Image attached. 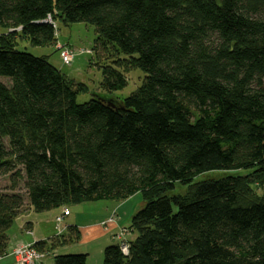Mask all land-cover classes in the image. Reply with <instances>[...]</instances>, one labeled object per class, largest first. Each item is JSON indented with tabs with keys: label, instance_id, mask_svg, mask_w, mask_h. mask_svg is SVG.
I'll return each instance as SVG.
<instances>
[{
	"label": "trees",
	"instance_id": "16d2710c",
	"mask_svg": "<svg viewBox=\"0 0 264 264\" xmlns=\"http://www.w3.org/2000/svg\"><path fill=\"white\" fill-rule=\"evenodd\" d=\"M56 20L94 26L102 90L134 69L140 84L117 103L77 102L83 83L15 47L56 48ZM0 76V171L13 190L0 192V257L24 200L43 211L139 192L127 252L109 244L102 264H264V0H0ZM213 170L238 173L193 182ZM78 237L68 225L32 246L87 264L63 252Z\"/></svg>",
	"mask_w": 264,
	"mask_h": 264
},
{
	"label": "rangeland",
	"instance_id": "374dc122",
	"mask_svg": "<svg viewBox=\"0 0 264 264\" xmlns=\"http://www.w3.org/2000/svg\"><path fill=\"white\" fill-rule=\"evenodd\" d=\"M55 36L56 42L59 45H65L73 52V59L68 65L62 63L59 56V51L56 49L57 47L55 48V45L53 44L45 46H34L24 39H17V44L15 45V47L19 50L27 51L33 55H47L48 61L52 65L57 67L67 79L72 80L74 83H83L87 87V90L86 92L77 95V102H84L89 98L96 96H100L102 98H107L108 96V98L112 102L117 103L120 102L123 97L130 94L140 84V81L144 74L142 73V71L134 69L127 74V84L121 90L106 92L105 90H102L99 87L102 76L101 69L97 67L96 63L99 61L100 53L98 51L92 50V46L95 39V30L92 24L86 22L63 23L61 21L56 20ZM58 44L56 46H58ZM101 61L102 58H100V62ZM1 78H3L4 82H8V80L6 81L4 79V76H0V79ZM256 154L264 155V145H261L259 147ZM242 172L243 171H239V173ZM225 173L233 174L238 172H223L220 170L206 171L194 176L193 182L204 179L217 178ZM20 185L21 188L18 185L14 189V191L20 190L21 192H24V190L22 189V184ZM184 189L185 187L183 185L176 183L171 193H183ZM12 191L13 190L11 189L9 181V174H4L0 171V192L8 193ZM26 204L27 200H24L23 207L25 208V210H21L16 215L11 226L8 229L10 237L8 242L9 247L11 245L9 254L11 256L12 251L18 246L29 244L31 245V247H33L32 243L35 241L28 242L21 240V238L18 240L13 238L16 234H18L19 227L21 225H24V223L27 221H29L33 225L31 231H33L34 233H41L42 235L44 233L46 235H49L57 230V232L53 234L56 235L58 233L63 232V230L68 225L80 226L87 223H93L94 221H98L101 216H103V219L100 222L110 223L109 221L113 220L116 222V224L118 223V225H121L127 220H129L131 215L143 206V201L141 194L139 192H136L121 201H116L114 199L82 201L80 203L70 204L68 206H63L59 208H51L43 211H34L32 209H26ZM65 209H67L70 213L68 216H66L68 213L66 215L63 213ZM57 217H60V220L57 221ZM122 230L123 226L119 227L117 231L112 234L113 237L116 238L115 243L119 244L120 241H118L117 238L120 237V235L118 234L121 233ZM24 236L25 235L23 233L22 237ZM126 236H128L127 233ZM126 236L123 235L122 238L126 240ZM49 237H52V235L47 236V238ZM123 239L121 241H123ZM96 241L98 242H94L93 244H88L86 246L74 242L64 248L63 252H83L85 251V249H89L91 253L88 256V263L101 264L99 259L100 256L102 259V255L99 250H97V248L100 246L102 247V245L107 246L109 244H103V241L101 242V239ZM6 260L9 261L8 258H4V260L2 259V261L0 260V264H3V262H5ZM43 260L44 264H54L53 259L51 257L43 256L41 258V264H43ZM13 264L21 263L14 260Z\"/></svg>",
	"mask_w": 264,
	"mask_h": 264
},
{
	"label": "crops",
	"instance_id": "0c3cea01",
	"mask_svg": "<svg viewBox=\"0 0 264 264\" xmlns=\"http://www.w3.org/2000/svg\"><path fill=\"white\" fill-rule=\"evenodd\" d=\"M69 214L70 213L68 211V214L66 216H68ZM102 219H103V216H101L98 221H94L93 223H87V224H83L80 226L79 225L76 226L78 233H79V237H78V240L76 241V243H79L80 245L86 246L88 244H93L94 242H98L96 240L101 239V242L103 241V244H114L116 242V238H114L112 234L114 232H116L119 227L126 226L130 220L129 219L125 223L118 225V223L116 224V222L113 220L109 221L110 223L100 222ZM32 227H33L32 223H30L29 221L25 222L24 225H21L19 227L18 234H16L15 237H13V238H15L16 240L21 238V240L33 242L36 240L45 239V238H47V236H51L57 232V230H56V231H54V233H51L49 235H46L45 233L42 235L41 233L39 234V233H34L33 231H31ZM19 230H20V233H19ZM23 233L25 235L24 237H22ZM104 246L105 245H102V247L100 246L97 248V250H99L101 255H102V251H103ZM10 247H11V245H10ZM10 247H8L9 251H10ZM83 252L86 253L87 260H88V256L91 252L89 251V249H85V251H83ZM4 258L5 259L8 258L9 261L6 260L5 262H3V264H13L14 259L9 253L3 257H0V260L2 261V259L4 260ZM44 260H43V264H44ZM99 261L102 264L101 256H100ZM87 264H89L88 261H87Z\"/></svg>",
	"mask_w": 264,
	"mask_h": 264
},
{
	"label": "built area",
	"instance_id": "2783aa9c",
	"mask_svg": "<svg viewBox=\"0 0 264 264\" xmlns=\"http://www.w3.org/2000/svg\"><path fill=\"white\" fill-rule=\"evenodd\" d=\"M59 48V56L63 64H70V62L73 59V52L71 49L67 48L66 46H56ZM63 213L66 215L68 213V210L65 209ZM60 220V217H57V221ZM118 239L120 249L123 253L127 252V243L126 241L122 238L123 235L126 236V231L123 229ZM123 239V241H121ZM12 256L15 261L21 263V264H41V258L45 256L44 254L37 252L31 245L29 244H24L21 246L16 247L12 251Z\"/></svg>",
	"mask_w": 264,
	"mask_h": 264
},
{
	"label": "water",
	"instance_id": "95a60500",
	"mask_svg": "<svg viewBox=\"0 0 264 264\" xmlns=\"http://www.w3.org/2000/svg\"><path fill=\"white\" fill-rule=\"evenodd\" d=\"M45 21H48L49 22V20H45Z\"/></svg>",
	"mask_w": 264,
	"mask_h": 264
}]
</instances>
